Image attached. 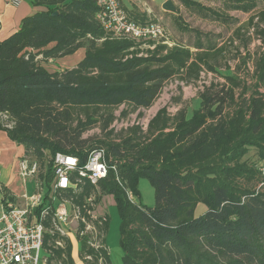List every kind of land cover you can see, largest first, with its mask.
Masks as SVG:
<instances>
[{
  "label": "trees",
  "instance_id": "obj_1",
  "mask_svg": "<svg viewBox=\"0 0 264 264\" xmlns=\"http://www.w3.org/2000/svg\"><path fill=\"white\" fill-rule=\"evenodd\" d=\"M33 4L44 10L0 41V113L12 125L0 129L24 146L26 156L44 164L56 153L84 162L90 151L104 150L110 170L99 198L115 199L122 264H264V53L254 67L256 89L249 97L248 89L238 95L240 77L227 75L224 83L204 85L194 108L186 105L176 114L163 108L147 131L110 130L89 145L83 135L98 125L107 131L115 109H150L170 81L197 83L205 68L215 72L210 60L228 51L204 50L197 43L194 53L176 41L172 47L150 43L156 48L147 50L112 39L97 19L101 9L95 0ZM236 4V10L255 12L237 37L255 35L264 52V0ZM131 18L147 21V15ZM82 49L85 57L73 69L51 72L45 66ZM52 175L49 163L47 186ZM140 179L155 190L154 207L139 202ZM92 190L88 186L85 193ZM199 204L207 211L197 217ZM108 226L109 220L106 232ZM56 255L62 264H74L71 245ZM104 257L112 264L110 250Z\"/></svg>",
  "mask_w": 264,
  "mask_h": 264
},
{
  "label": "built area",
  "instance_id": "obj_2",
  "mask_svg": "<svg viewBox=\"0 0 264 264\" xmlns=\"http://www.w3.org/2000/svg\"><path fill=\"white\" fill-rule=\"evenodd\" d=\"M101 9L97 19L103 30L117 40H128L154 50L156 45L172 47L174 43L165 25L146 8V23L134 21L121 0H95ZM20 0H12L18 5ZM7 114L0 113V125L12 128ZM140 123H138L139 125ZM149 118L140 126L147 131ZM52 178L47 186L48 164ZM20 176L35 184L32 194L6 200L0 213V264H62L56 252L79 248L83 264H107L105 225L109 220L101 196L100 183L108 177L110 167L104 150H92L84 162L80 157L56 153L46 163L24 156L19 162ZM91 186L92 192L85 193ZM129 199L134 202L132 192ZM101 199V201H100ZM81 246L83 248L81 249ZM82 250V252H81ZM92 251L93 253H89Z\"/></svg>",
  "mask_w": 264,
  "mask_h": 264
},
{
  "label": "rangeland",
  "instance_id": "obj_3",
  "mask_svg": "<svg viewBox=\"0 0 264 264\" xmlns=\"http://www.w3.org/2000/svg\"><path fill=\"white\" fill-rule=\"evenodd\" d=\"M121 1L131 17L139 15L140 11L146 10V8H151L154 11V18L165 25L170 40L191 47L194 53H196L194 45L197 43H201L204 50H208L209 47L216 50L223 46L226 47L228 52L226 55L215 57L217 60L211 59L210 61L216 69L215 72L205 68L197 83L185 85L179 79L170 81L150 109L134 112L128 105L115 109V121L107 131L103 132L101 125H98L83 135L82 139L90 141L89 145L93 144L92 142L95 139H102L108 135L110 130H114L116 135H120L121 131L130 129L133 126H141L146 118H149L150 122L158 111L163 108L167 107L171 114H176L179 109L186 105L190 109L194 108L198 96L203 92L204 85H209L211 82L224 83L227 75L240 77L243 82L240 90H238V95L248 89L246 97H249L256 89L255 81H253L254 67L257 60L264 53L262 40H259L255 35L251 36V34L243 37H237L236 35L237 29L246 27L255 12L245 13L236 10V0H173L176 8L175 13L163 10V6L168 0ZM132 1L135 5L130 10L128 8L131 6ZM258 7V9L263 8L262 3H259ZM218 17H222V19ZM233 39L237 40L234 45L231 44ZM244 58H246V64L242 63ZM78 59L79 56H74L70 58V61H77ZM58 63L60 65L67 64L66 60H59ZM45 66L51 72L61 71V67L55 61H51ZM260 93H264V88L260 89ZM124 112H127L126 116H123ZM99 113L103 114V112ZM81 118H85L84 114ZM138 123L140 124L138 125ZM138 189L141 194L139 202L146 207H154L156 195L150 182L147 179H140ZM103 205L109 215L106 245L110 250L111 262L112 264H122L123 252L119 244L121 218L114 197L112 195L104 197ZM206 211L207 207L204 204H199L195 215L197 217L201 216ZM73 255L77 264H83L79 258L77 245Z\"/></svg>",
  "mask_w": 264,
  "mask_h": 264
},
{
  "label": "crops",
  "instance_id": "obj_4",
  "mask_svg": "<svg viewBox=\"0 0 264 264\" xmlns=\"http://www.w3.org/2000/svg\"><path fill=\"white\" fill-rule=\"evenodd\" d=\"M20 1L18 5H14L12 0H0V41L15 34L25 18L44 10L42 7H35L33 0ZM134 5L132 1L128 9L131 10ZM139 15L145 16V10L140 11ZM74 56H79V59L70 61V58ZM74 56L54 61L61 70L73 69L84 59L85 50H79ZM59 60H66L67 64H61V66L58 63ZM25 155L24 146L12 140L5 130L0 129V213L6 200H17L22 195L32 194L35 191L33 181H25L20 176L19 162Z\"/></svg>",
  "mask_w": 264,
  "mask_h": 264
},
{
  "label": "water",
  "instance_id": "obj_5",
  "mask_svg": "<svg viewBox=\"0 0 264 264\" xmlns=\"http://www.w3.org/2000/svg\"><path fill=\"white\" fill-rule=\"evenodd\" d=\"M163 10L169 13H175L176 12V8L174 6V1L173 0H168L164 6H163Z\"/></svg>",
  "mask_w": 264,
  "mask_h": 264
}]
</instances>
